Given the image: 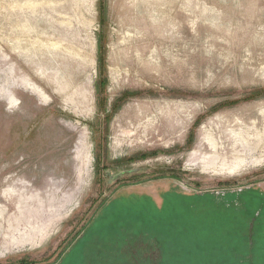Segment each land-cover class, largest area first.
Returning <instances> with one entry per match:
<instances>
[{"label":"rangeland","instance_id":"rangeland-1","mask_svg":"<svg viewBox=\"0 0 264 264\" xmlns=\"http://www.w3.org/2000/svg\"><path fill=\"white\" fill-rule=\"evenodd\" d=\"M0 264H264V0H0Z\"/></svg>","mask_w":264,"mask_h":264},{"label":"bare ground","instance_id":"bare-ground-1","mask_svg":"<svg viewBox=\"0 0 264 264\" xmlns=\"http://www.w3.org/2000/svg\"><path fill=\"white\" fill-rule=\"evenodd\" d=\"M20 238V237H19ZM15 241V240H14ZM20 241H25V240H21V238H20Z\"/></svg>","mask_w":264,"mask_h":264}]
</instances>
